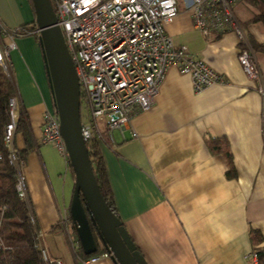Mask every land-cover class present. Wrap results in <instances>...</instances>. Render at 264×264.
I'll list each match as a JSON object with an SVG mask.
<instances>
[{"label":"crops","instance_id":"obj_1","mask_svg":"<svg viewBox=\"0 0 264 264\" xmlns=\"http://www.w3.org/2000/svg\"><path fill=\"white\" fill-rule=\"evenodd\" d=\"M181 2L187 8L180 9ZM231 5L245 40L235 30L201 32L186 0H178L179 12L167 24L176 45L204 55L220 74L218 82L196 92L192 75L171 64L150 109L137 112L123 133L114 129V139L102 126L115 206L150 264H252V229L264 247V94L261 80L249 77L238 58L241 48L251 49L264 77V21L251 20L258 8L246 0ZM35 18L33 0H0L3 26L36 23L35 30L14 37L6 74L17 115L28 124V136L15 130L14 145L30 147L21 171L41 244L47 234V256L55 264H118L112 254L103 255L107 249L96 253V261H83L70 212L75 173L42 136L44 112L56 107ZM1 41L9 38L1 35ZM223 140L233 175L216 148Z\"/></svg>","mask_w":264,"mask_h":264},{"label":"built area","instance_id":"obj_2","mask_svg":"<svg viewBox=\"0 0 264 264\" xmlns=\"http://www.w3.org/2000/svg\"><path fill=\"white\" fill-rule=\"evenodd\" d=\"M193 25L206 35L235 30L245 40L243 29L233 11V0H186ZM57 24L75 63L81 86V111L85 139L102 136L103 125L114 139L113 130L124 132L132 117L139 111L150 109L164 80L168 67L178 64L193 78V87L200 92L220 80V74L201 52H193L176 45L167 24L179 12L178 0H51ZM37 31L40 32L39 28ZM30 32L7 28L0 22V66L9 72V51L15 46L18 33ZM1 35L9 41L3 43ZM239 61L251 78L260 79L258 90L264 94V77L259 63L249 48L239 52ZM9 121L3 128V143L8 149V160L17 174L15 184L18 195L31 209L26 176L21 168L25 159L14 145L17 124V96L9 98ZM136 135L137 132H134ZM43 140L53 143L69 161L66 143L55 110L44 112ZM1 158V153H0ZM42 246L44 258H48ZM106 251L103 255H110ZM95 254L83 258L85 263L99 259ZM252 264H259L258 252H251Z\"/></svg>","mask_w":264,"mask_h":264},{"label":"water","instance_id":"obj_3","mask_svg":"<svg viewBox=\"0 0 264 264\" xmlns=\"http://www.w3.org/2000/svg\"><path fill=\"white\" fill-rule=\"evenodd\" d=\"M33 4L60 128L75 173L70 212L84 251L98 250L92 221L118 264H150L100 189L83 135L79 77L54 6L51 0H33Z\"/></svg>","mask_w":264,"mask_h":264},{"label":"trees","instance_id":"obj_4","mask_svg":"<svg viewBox=\"0 0 264 264\" xmlns=\"http://www.w3.org/2000/svg\"><path fill=\"white\" fill-rule=\"evenodd\" d=\"M246 1L254 4L258 8V12L251 20L264 21V0ZM33 22L29 25H22L19 30H35L36 23L35 21ZM34 34L40 39V34L38 32H35ZM14 94L15 92L9 77L0 66V264H55L53 261H47L44 258L40 231L29 205L18 195L15 187L17 181L16 170L8 160V149L4 145L2 139L3 128L9 121L8 101ZM16 129H22L27 136L29 134L27 121L22 115L17 118ZM27 139L30 141L29 137ZM86 142L92 166L102 194L113 211L121 218L114 203V196L108 177L105 158L101 150L99 137L93 136L88 138ZM216 148L218 151L223 152L228 158L230 164L229 175L235 174L236 171L233 165V158L228 149L227 140H223V142L218 144ZM17 150L19 156L26 159V155L30 150V147L23 150ZM91 225L98 242V250L93 253H83L84 258L90 257L107 249L101 242L92 221ZM74 232L75 236L80 240L75 225ZM251 232L252 239L255 244L254 250L258 252L259 264H264V247L259 245L262 236L258 230L252 229Z\"/></svg>","mask_w":264,"mask_h":264},{"label":"rangeland","instance_id":"obj_5","mask_svg":"<svg viewBox=\"0 0 264 264\" xmlns=\"http://www.w3.org/2000/svg\"><path fill=\"white\" fill-rule=\"evenodd\" d=\"M179 6H180V9H184V7H186V5H184L182 2L179 4ZM233 7H234V9L236 10V8H237V4L236 3H234L233 4ZM187 8V7H186ZM82 111H83V116H84V118H85V120L87 119V117H88V110L83 106V108H82ZM42 237H43V241H44V243H42V245H43V247H44V249H45V252L46 253H48V235L46 234V235H44V234H42ZM40 239H41V236H40ZM46 243V244H45Z\"/></svg>","mask_w":264,"mask_h":264}]
</instances>
